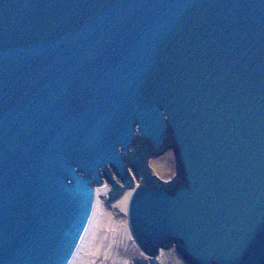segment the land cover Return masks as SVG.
Segmentation results:
<instances>
[{"label": "water", "instance_id": "95a60500", "mask_svg": "<svg viewBox=\"0 0 264 264\" xmlns=\"http://www.w3.org/2000/svg\"><path fill=\"white\" fill-rule=\"evenodd\" d=\"M98 186L150 258L264 264V0H0V264H73Z\"/></svg>", "mask_w": 264, "mask_h": 264}, {"label": "bare ground", "instance_id": "6f19581e", "mask_svg": "<svg viewBox=\"0 0 264 264\" xmlns=\"http://www.w3.org/2000/svg\"><path fill=\"white\" fill-rule=\"evenodd\" d=\"M105 186L109 191L111 190L108 184ZM132 192L127 191L120 200L109 205L108 193L103 186L97 187L94 221L73 264H106L107 262L129 264L127 260L116 255L115 246L126 244L129 241L136 244L128 221ZM112 210L119 211L125 220L117 219ZM141 252L147 256L142 250ZM162 257L163 254L152 260L160 261Z\"/></svg>", "mask_w": 264, "mask_h": 264}, {"label": "rangeland", "instance_id": "374dc122", "mask_svg": "<svg viewBox=\"0 0 264 264\" xmlns=\"http://www.w3.org/2000/svg\"><path fill=\"white\" fill-rule=\"evenodd\" d=\"M151 166L155 174L163 179L169 180L175 175V156L168 152L164 156L151 160ZM113 215L119 220H125L119 211L112 210ZM115 253L118 257L125 259L129 264H186L175 249L164 252L160 261H153L145 256L133 241L115 246ZM106 264H122L107 262Z\"/></svg>", "mask_w": 264, "mask_h": 264}]
</instances>
